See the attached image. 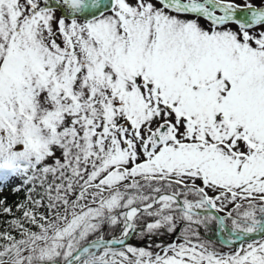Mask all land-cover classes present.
Listing matches in <instances>:
<instances>
[{"label": "snow or ice", "instance_id": "obj_1", "mask_svg": "<svg viewBox=\"0 0 264 264\" xmlns=\"http://www.w3.org/2000/svg\"><path fill=\"white\" fill-rule=\"evenodd\" d=\"M13 181L0 264H264V0H0Z\"/></svg>", "mask_w": 264, "mask_h": 264}, {"label": "trees", "instance_id": "obj_2", "mask_svg": "<svg viewBox=\"0 0 264 264\" xmlns=\"http://www.w3.org/2000/svg\"><path fill=\"white\" fill-rule=\"evenodd\" d=\"M24 198V192H20V193H13L11 192L8 196H4L0 199H6L7 203L9 205H15V203L19 202L20 200H22ZM3 219V218H0ZM167 240V238H165ZM136 243H140L139 241H136Z\"/></svg>", "mask_w": 264, "mask_h": 264}, {"label": "rangeland", "instance_id": "obj_3", "mask_svg": "<svg viewBox=\"0 0 264 264\" xmlns=\"http://www.w3.org/2000/svg\"><path fill=\"white\" fill-rule=\"evenodd\" d=\"M254 2L258 3L259 0H254ZM17 183L16 181H13L7 188H5L3 190V192H0V198L4 197V196H8L12 191H11V187Z\"/></svg>", "mask_w": 264, "mask_h": 264}]
</instances>
